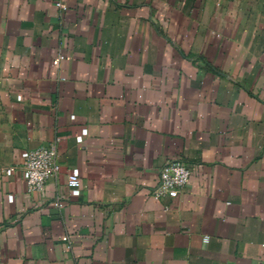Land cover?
<instances>
[{"label": "crops", "instance_id": "obj_1", "mask_svg": "<svg viewBox=\"0 0 264 264\" xmlns=\"http://www.w3.org/2000/svg\"><path fill=\"white\" fill-rule=\"evenodd\" d=\"M0 264H264V0H0Z\"/></svg>", "mask_w": 264, "mask_h": 264}, {"label": "built area", "instance_id": "obj_2", "mask_svg": "<svg viewBox=\"0 0 264 264\" xmlns=\"http://www.w3.org/2000/svg\"><path fill=\"white\" fill-rule=\"evenodd\" d=\"M55 6L61 11L66 10V6L61 2H56ZM53 64L58 65V60L53 61ZM85 134L86 131L83 130L77 137V141H81ZM21 169L26 192L28 194L42 193L46 183L60 172L56 143L24 151L21 154ZM12 171L13 169L9 168L5 173L9 176ZM190 176V170L181 159L175 158L167 161L158 172V185L152 193L154 198H176L188 184ZM67 187L73 196L79 195L80 180L76 169L67 174ZM55 206H58V202L55 203ZM63 241L68 242V238L64 237ZM208 241V237H203L204 243H208Z\"/></svg>", "mask_w": 264, "mask_h": 264}]
</instances>
